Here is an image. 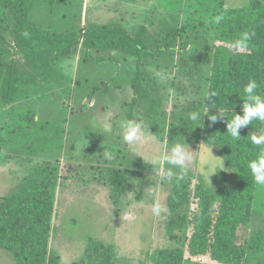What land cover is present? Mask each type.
<instances>
[{
	"label": "rangeland",
	"instance_id": "obj_1",
	"mask_svg": "<svg viewBox=\"0 0 264 264\" xmlns=\"http://www.w3.org/2000/svg\"><path fill=\"white\" fill-rule=\"evenodd\" d=\"M60 1L68 3H39L33 18L45 29L55 31L75 29L86 22L119 23L135 36L145 27L146 37L159 44L165 36H159V31L179 28L185 15H192L191 19L205 16L200 13L206 3L218 4L221 0ZM245 3L246 0H223L228 8ZM4 53L0 54V62L8 64L13 73L23 75L30 70L20 56ZM92 55L108 56L99 52ZM142 60L147 65L134 74L142 83L137 94L131 87L133 76L128 73L135 72L133 59L89 63L82 61V51L50 61L52 71L44 77L48 82L35 76L34 82L18 84L19 90L10 100L0 94V199L15 193L20 181L39 170L40 164L50 162L54 169L57 167L59 185L48 248L58 256V264L79 261L90 242L110 246L118 264H150L149 256L155 250L175 244L168 239L167 229L169 179L178 178L187 188L200 182L217 195L225 174L232 177L219 152L198 145L186 124L177 122L180 115L189 116L182 102L194 96L192 90H180L185 81L186 86H191L183 80L181 70H176L166 56ZM96 85L99 88L88 96ZM146 90L149 98L161 101V108L166 109L165 121L153 125V115L139 110L129 118L128 104L133 98L145 100L140 96ZM31 117L34 125L28 127L26 118ZM173 118L176 127L169 126ZM127 120L142 122L149 132L144 142L128 145L123 141L122 125ZM178 142H185L192 152L185 170L158 160L164 148ZM105 161L118 165L122 162L126 169L127 183L121 188L117 205L111 201L110 190L92 179L97 168H112ZM169 169L174 173L170 178ZM155 203L161 206L159 215L152 212ZM246 227L249 241L257 233L262 234L259 250L248 252L247 264H264V187L257 184ZM0 264L15 263L8 252L0 249Z\"/></svg>",
	"mask_w": 264,
	"mask_h": 264
},
{
	"label": "trees",
	"instance_id": "obj_2",
	"mask_svg": "<svg viewBox=\"0 0 264 264\" xmlns=\"http://www.w3.org/2000/svg\"><path fill=\"white\" fill-rule=\"evenodd\" d=\"M39 3L48 6L68 2L0 0V54L20 56L30 69L23 75L17 74L8 64L0 62L1 96L10 100L19 90L18 84L34 82L37 76L48 82L44 77L52 71L50 61L76 51H82V61L89 63H115L122 57L124 61L133 59L131 66L135 72L128 73L133 76L131 87L137 94L142 83L134 74L147 65L142 59L147 56L170 58L175 69L181 70L183 80L191 84L186 86L185 81L180 90L193 91V98L182 102L183 110L188 114L199 112L202 116L201 120L191 121L188 116L180 115L177 122L186 124L198 145L216 149L233 174L231 178L230 174H225L217 195L200 182L187 188L182 180L169 179L167 229L168 239L175 244L155 250L149 256L150 264H247L248 252H257L262 238V234L257 233L249 241L247 235L255 182L246 161L258 151L247 136L252 132L261 134L263 123L253 121L240 129V140H233L227 134L226 119L218 118L213 123L209 115L219 117L217 108H230L242 115L243 87L249 79L257 82V94L264 96V0H246L245 4L234 8L226 7L223 0L218 4L206 3L200 13L205 16L191 19L192 15H185L179 28H171L168 33L159 31V36L165 34L159 44L146 37L145 27L139 35L132 36L119 23L86 22L75 29H45L33 18ZM243 32L254 34L248 42V50L231 48L230 44ZM98 52L108 56L92 55ZM92 88L88 96L99 87ZM213 92L216 97L210 95ZM149 94L148 90L141 94L144 102L135 98L130 101L129 118L135 110L149 112L155 125V122L165 121L167 114L160 106L161 101L149 98ZM205 108L208 111L203 115ZM231 114L228 113L229 118ZM33 118H26L28 127L34 125ZM171 124L176 127L174 118L169 122L170 127ZM105 163L112 168H97L92 179L110 190L111 201L117 205L121 188L127 183L126 169L121 166L122 162L119 165ZM58 185L57 167L54 169L47 162L40 164L33 175L23 178L15 193L0 199V249L8 252L15 264H58V256L48 248ZM111 249L108 245L90 242L81 259L73 264H118Z\"/></svg>",
	"mask_w": 264,
	"mask_h": 264
},
{
	"label": "clouds",
	"instance_id": "obj_3",
	"mask_svg": "<svg viewBox=\"0 0 264 264\" xmlns=\"http://www.w3.org/2000/svg\"><path fill=\"white\" fill-rule=\"evenodd\" d=\"M217 19L219 20V18ZM252 35L254 34L243 32L238 39L230 44V47L238 51H247L249 48L248 42L251 40ZM257 89L258 84L254 79H249L247 84L243 87L244 99L241 105L242 115L237 114L230 108H217L219 117L217 115H209V120L215 123L218 118L226 119L227 134L230 135L233 140H240L241 128L251 125L253 121L264 123V96L257 94ZM210 95L216 97L217 94L213 92ZM207 111L208 110L205 108L203 115L207 114ZM228 113H232L230 118ZM188 118L191 121H197L201 120L202 116L199 112L194 111L189 113ZM148 135L149 132L145 131L142 122L127 120L122 125V139L128 145L142 143ZM247 139L250 140L252 145L258 148V151L252 158L246 161V167L255 184L264 187V134L252 132L247 136ZM185 145V142H178L172 144L171 147L164 148L160 152L158 160L171 165L173 168L185 170L186 164L192 160V152L189 151L188 147L186 148ZM173 174L171 169L167 171V177L170 178ZM152 212L154 215L160 214L161 206L159 203L152 205Z\"/></svg>",
	"mask_w": 264,
	"mask_h": 264
}]
</instances>
